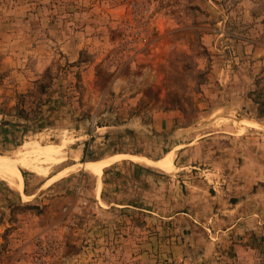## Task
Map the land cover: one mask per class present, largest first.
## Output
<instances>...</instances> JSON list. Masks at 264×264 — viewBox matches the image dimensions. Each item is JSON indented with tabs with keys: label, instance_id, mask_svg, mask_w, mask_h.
I'll list each match as a JSON object with an SVG mask.
<instances>
[{
	"label": "rangeland",
	"instance_id": "1",
	"mask_svg": "<svg viewBox=\"0 0 264 264\" xmlns=\"http://www.w3.org/2000/svg\"><path fill=\"white\" fill-rule=\"evenodd\" d=\"M0 154V264H264V0H0Z\"/></svg>",
	"mask_w": 264,
	"mask_h": 264
},
{
	"label": "bare ground",
	"instance_id": "2",
	"mask_svg": "<svg viewBox=\"0 0 264 264\" xmlns=\"http://www.w3.org/2000/svg\"><path fill=\"white\" fill-rule=\"evenodd\" d=\"M111 163V159L109 157H103L101 159H99L97 162L95 163H90L87 164L86 166H84L83 171L86 172L87 174H89L97 183V186L99 188V178H100V173L102 171V169L109 165ZM148 166V168L153 169V170H157V171H162V172H166V168H157L156 165L153 166L150 163L146 164ZM161 166V165H160ZM76 168H80V167H73V168H67V169H63L62 172L57 173L55 175H53L52 177L49 178V180L47 182H45L42 186H46L48 184H50L53 180H55L57 177L62 176L63 174H66L67 172L76 169ZM174 170L173 165L171 166V170ZM81 170V168L79 169ZM0 182H2L8 189L12 190V192H14L16 194V196L18 197V199L21 202L27 201L29 199V197H31L30 195H25L22 194L21 192H19L13 185V183L11 182L8 174H7V170L6 167L3 165L2 163V156H0Z\"/></svg>",
	"mask_w": 264,
	"mask_h": 264
},
{
	"label": "crops",
	"instance_id": "3",
	"mask_svg": "<svg viewBox=\"0 0 264 264\" xmlns=\"http://www.w3.org/2000/svg\"><path fill=\"white\" fill-rule=\"evenodd\" d=\"M2 155V154H1ZM2 156H4V155H2ZM6 157V156H5ZM7 159H8V157H6ZM9 160V159H8ZM10 162V161H9ZM11 163V162H10ZM11 165L13 166V171H14V173L15 172H17L16 171V168L14 167V165L11 163ZM74 166V165H73ZM73 166H70V167H73ZM174 167V166H173ZM66 168H68V167H66ZM20 173H21V176H22V179H23V189L21 188V186L19 185V180H18V175H17V173H15V176H16V179H17V183H18V186L14 183V181L12 180V182H13V185H14V187L16 188V186L18 187V188H20V190L19 189H17L19 192H21L22 194H25V195H30V194H32L33 193V190L31 189V188H33L34 187V189H35V187L37 186V184H33V182H27V179L30 177H32V179L33 178H36V177H39L40 175L39 174H35V173H32V172H30V171H27V170H21L20 169ZM46 178H48V177H46ZM32 179H30V180H32ZM45 180V179H44ZM44 182V181H43ZM43 182L41 181H39L38 182V184H39V186L41 185V184H43Z\"/></svg>",
	"mask_w": 264,
	"mask_h": 264
},
{
	"label": "trees",
	"instance_id": "4",
	"mask_svg": "<svg viewBox=\"0 0 264 264\" xmlns=\"http://www.w3.org/2000/svg\"><path fill=\"white\" fill-rule=\"evenodd\" d=\"M2 155H4V154H2ZM2 155L0 154V156H2ZM5 156L8 157V155H4V156H2V157H5ZM74 166H75V165H74ZM8 170H9V169H8ZM16 188L19 189L17 186H16ZM19 190H20V189H19Z\"/></svg>",
	"mask_w": 264,
	"mask_h": 264
}]
</instances>
